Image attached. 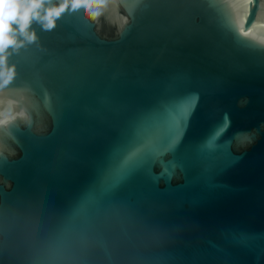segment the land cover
Wrapping results in <instances>:
<instances>
[{
  "label": "water",
  "instance_id": "water-1",
  "mask_svg": "<svg viewBox=\"0 0 264 264\" xmlns=\"http://www.w3.org/2000/svg\"><path fill=\"white\" fill-rule=\"evenodd\" d=\"M100 11L9 49L0 264H264V0Z\"/></svg>",
  "mask_w": 264,
  "mask_h": 264
},
{
  "label": "clouds",
  "instance_id": "clouds-1",
  "mask_svg": "<svg viewBox=\"0 0 264 264\" xmlns=\"http://www.w3.org/2000/svg\"><path fill=\"white\" fill-rule=\"evenodd\" d=\"M104 0H0V92L8 89L17 78V66L9 63L12 55L9 49L18 51L25 42L37 41L36 32L30 30L33 22L51 31L57 21L66 13H76L83 9L84 15L95 21L102 13ZM7 124L0 119V127Z\"/></svg>",
  "mask_w": 264,
  "mask_h": 264
},
{
  "label": "snow or ice",
  "instance_id": "snow-or-ice-1",
  "mask_svg": "<svg viewBox=\"0 0 264 264\" xmlns=\"http://www.w3.org/2000/svg\"><path fill=\"white\" fill-rule=\"evenodd\" d=\"M182 118H183V112H180V113L178 114L177 120H178V121H182ZM228 126H229V123H228L227 118L225 117L224 126L221 127V128L216 132V137H219V136L224 132V130H225ZM179 132H180V125H179V123H177V124L175 125L174 133H173V135L170 137V145H171L172 143L175 142V140H176L177 137L179 136ZM248 141H250V138H245L242 142H248ZM208 146H209L210 148H215V147L217 146L216 143H215V137L213 138L212 141H210V143H209ZM133 160H134V158H133V159H130V160L128 161V164L125 165V168H124V169H119V170H118V172H117V178H119V176L123 175V172L126 170V168H127L128 165H130L131 163H133Z\"/></svg>",
  "mask_w": 264,
  "mask_h": 264
}]
</instances>
